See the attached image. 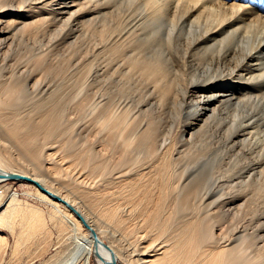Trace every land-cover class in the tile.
<instances>
[{
    "label": "bare ground",
    "instance_id": "obj_1",
    "mask_svg": "<svg viewBox=\"0 0 264 264\" xmlns=\"http://www.w3.org/2000/svg\"><path fill=\"white\" fill-rule=\"evenodd\" d=\"M91 39L77 71L66 61ZM92 72L93 92L83 95ZM92 96L93 187L77 182L93 195V220L14 169L23 152L6 139L46 167L55 146L39 150L33 132L82 114ZM0 170L68 201L97 232L95 248L75 212L33 184L75 231L57 264L123 258L114 244L122 236L110 228L137 210L135 239L150 244L134 264H264V0H0ZM19 202L13 193L7 210ZM6 245L0 232V264Z\"/></svg>",
    "mask_w": 264,
    "mask_h": 264
},
{
    "label": "rangeland",
    "instance_id": "obj_2",
    "mask_svg": "<svg viewBox=\"0 0 264 264\" xmlns=\"http://www.w3.org/2000/svg\"><path fill=\"white\" fill-rule=\"evenodd\" d=\"M89 41L92 42L93 39L87 40L89 47L84 46L85 48L83 47L82 50H80V47H78L75 50V51H77V54L75 56H73L71 58V60L66 61V59H65L66 62L70 61V63L72 65H74L75 67L79 66V69L77 71L82 70V68L85 66V64L89 62V60L82 58V56L85 55V53H87L90 50L91 51L93 50V46H91V44H90L91 42L89 43ZM86 48H88V49H86ZM61 53H63V51ZM91 58L92 57H90V60H91ZM72 59H73V62H72ZM79 60L80 61L82 60V62H79ZM74 62L76 63V65ZM77 62L79 63V65H77L78 64ZM70 63H67V65ZM78 73L80 74V72H78ZM83 79H81V80H83ZM89 80H90L89 87H87V85H86V87L84 88L85 92L83 91L84 92L83 95L85 93H88V92L90 93L92 91L90 89L91 86H92V89L94 88L93 72L91 73V78ZM88 82H87V84H88ZM90 84H92V85H90ZM87 89H88V92H87ZM89 90H91V91H89ZM91 102H93V96L90 99V101L87 100V102H86L87 105L85 104L83 106V104H82V106H81L82 108L78 109L79 111L82 110V114L80 111V112H78V114L75 112V114H77V115L69 114L70 115L69 116L68 114H65L63 116V114H62L59 116L52 117L51 119H47V122L45 124H42L41 126H39L40 128L38 127V129H35V132H37V133L33 132V134H35L34 136L36 137V140H35L36 146L40 145V147H37V148H39V150L41 149V146H46V145H47L46 147H49L52 145L55 146L54 149L51 150V151H53L52 156L54 155L51 158V161H53V160L58 161L59 160L58 163L57 162L55 163V161H53L51 163H48L46 165V167H43L41 165V163H39V159L37 160V159L32 158L28 153L27 154L29 156L27 154H25L24 153L25 151L22 150L20 145L19 146L17 145L18 143L17 144L12 143V142L16 141L15 139L9 140L10 138H8V137L6 139H7V143L9 144V146L11 145L10 146L11 149L13 148L12 149L13 152L18 153V151H19V154H18L19 156H21V154H22L21 152H23V154H24V155L22 154V156H21L22 159H20L21 164H19L20 162L14 163V166H12L14 169L25 171V172L33 175V176L36 175V176L40 177L41 179H43V181L48 186L53 187L54 189H56L57 191H59L62 194L68 195L80 207V209L89 218L91 217L90 218L91 220H93L92 219L93 218V215H92V213H93V198H92V196L93 195H91L90 197L87 195H84L83 191L81 190V189H83L82 187H84V189L93 187V184H92L93 183L92 182V180H93V160H92L93 159V149H91V147L93 146L94 120H93V113H92V111H93L92 107L93 106H91V104L93 105V103H91ZM83 103H84V101H83ZM86 107H88L89 109L85 111ZM90 108L92 111L90 110ZM83 111H85V112H83ZM79 113L81 114V116ZM83 113H85L86 115H84ZM74 118H75V120H74ZM53 120L54 121L56 120V121L54 122ZM78 126H80V128ZM75 127H78V128H75ZM83 127H85V129H83ZM48 128H49V130H47ZM36 130H38V131H36ZM79 131H81V132H79ZM8 141L9 142L12 141L11 142L12 144L9 143ZM18 147H20V148H18ZM67 149H68V151H67ZM74 153H76V155ZM67 154H70V155L67 156ZM87 155L89 158L86 157ZM82 156L86 157V158L82 159ZM54 157H56V158H54ZM64 157L67 158L66 161L68 160L69 161V162L67 161L68 163L66 161H64L65 160ZM75 157H76V159L78 158L79 161H77L78 159L76 160ZM69 158L73 159L75 162L73 160H70ZM86 159H89V160H86ZM84 161L90 162L91 165L88 164L87 162H84ZM63 162L66 164H64ZM74 163H75V165H74ZM83 163H85L86 166ZM59 164H60V166H59ZM72 165H73V167H72ZM69 166H71L72 170L70 169ZM60 167H62V168H60ZM74 169H75V171L79 170L82 172V174H83L81 177L82 179L80 178L79 180H76L77 178H75V177H77L78 176L77 174H79L80 172L79 171H78L79 173L75 172ZM49 170H50V172H49ZM69 170H71V171H69ZM72 171H73V173H72ZM65 174H67V175H65ZM74 174H76V175L72 176ZM69 175H70V177H69ZM88 175H89V178H87ZM62 179H63V181H62ZM83 179H84L85 183L81 181ZM77 181H81V183H79V184H82V187H80V185H78ZM86 182L89 185H87ZM83 183L86 185L84 186ZM90 184L92 185V187H90L91 186ZM76 185H78V186H76ZM76 187H77V189L79 187L81 189L79 188L80 190L79 189L77 190ZM13 193L16 194V198L19 199V201H20L19 203H21V204L19 205L18 208L14 209V211H13V209H8L9 211L11 210L10 212H8L7 205L10 202V198H11V195ZM80 193H81V195H80ZM77 194H79V195H77ZM96 201L99 202L98 200H96ZM96 201H94V204L97 203ZM136 212H138V213H136ZM136 212L133 213L135 215H133V214L131 215L132 217L136 216V217H134L135 219L132 217H131V219H129V222L132 221L131 222V224H133L132 226L129 222H127L128 224H126V226L128 228L126 226L125 227L123 226L120 228V226H118V225H115V227H114V224H112L113 226H111V228H110V230H112L114 233H118L120 235L119 236L117 234L118 239H120V237L122 236L121 239L124 240V243L122 242L121 239H120L121 241L117 240L114 243L118 249H122L120 251L123 252L122 256L124 255L123 258L122 257L120 258V257H118L117 254L116 255L112 254V257L114 259H116V261L119 264H134V262H131V259H133V260L137 259L138 258L137 253L142 251V249L144 247L143 245L150 244V242L142 244L141 241L140 242L138 241V240H141V238L138 236H142L141 230H140V229H142L141 228V223H142V220H141L142 217L141 216L142 215L138 210ZM35 213H36V216L34 215V217H36V218H34L32 216ZM30 214H32V215L30 216ZM139 215H141V216H139ZM64 218L65 217L63 216L62 212L58 208H56L54 205L50 204V202H47L46 200H44L38 194L37 188L33 184H30V183L25 182V181H12V180H7L4 182H1L0 183V232L2 234H5L7 237V245H6L7 250L5 249V251H4L5 253L3 252L4 256L2 255V257H3L2 264H57V262L60 259L64 258V256H65L64 254L67 250V247H69V246L71 247L73 245V239L75 237V231L72 230V227L69 225L67 220ZM36 219H37V221L35 222L34 220H36ZM38 219L40 222L38 221ZM133 221H134V223H133ZM135 222H137V223L139 222L138 224L140 227L136 226L138 224H136ZM128 225H130V226H128ZM9 226H11V228ZM135 226H136V229L139 230V231L137 230L138 232H136V230H135V232L133 231L135 229L133 227H135ZM117 228H118L119 232H118V230H116ZM130 229H131V233H130ZM128 230H129V235L127 234ZM120 231H121V233H120ZM132 232H134V234L140 232V234H136L135 237H133L134 235L132 234ZM77 233L83 234V233H85V231L79 230V231H77ZM121 234H124L125 236L121 235ZM130 234H132V235L130 236ZM166 235L170 236L171 232H168V234H166ZM164 237L166 238V236H164ZM127 238H128V240H125ZM135 238L136 239L139 238V239L136 241ZM165 238H163V239H165ZM131 239H134L135 241L132 240L130 242L129 240H131ZM103 240H104V243L108 246L109 240L104 239V238H103ZM137 242H139V243H137ZM128 245H130V246H128ZM135 245L137 246V248H139L138 250L135 249L136 248ZM131 248H132V250H130ZM123 249H124V251H123ZM125 249H126V253H125ZM133 250H135V251H133ZM128 255H129V257H128ZM133 255L135 257H133ZM93 264H95V263L93 262Z\"/></svg>",
    "mask_w": 264,
    "mask_h": 264
},
{
    "label": "water",
    "instance_id": "obj_3",
    "mask_svg": "<svg viewBox=\"0 0 264 264\" xmlns=\"http://www.w3.org/2000/svg\"><path fill=\"white\" fill-rule=\"evenodd\" d=\"M0 178L4 179V180H12V181H25L28 183H32V184H36L38 185V183L36 181H34L33 179L26 177V176H22L19 174H15V173H11V172H6L3 170H0ZM41 189L44 190V188L41 185H38ZM45 191V190H44ZM47 192V191H45ZM52 198H55L57 200L62 201L63 203H65L70 209H72L75 214L78 216V218L80 220H82V222L85 224L86 228H88V230L91 232V235L93 237L94 240V245L95 248H97L99 245H102L103 243H101L99 236L97 234V232L95 231V229H93V227H91L89 224H87V220L85 219V216L83 213H81V211H79L78 209H76L72 204H70L68 201L66 200H61L60 198H58V196H56L55 194L49 193L47 192ZM108 264H119L116 259H114L113 257H110L108 260Z\"/></svg>",
    "mask_w": 264,
    "mask_h": 264
}]
</instances>
